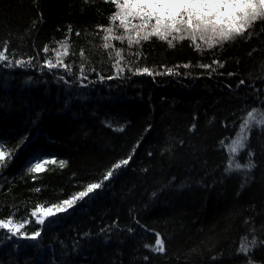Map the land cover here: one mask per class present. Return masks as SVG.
Segmentation results:
<instances>
[{
    "label": "trees",
    "instance_id": "obj_1",
    "mask_svg": "<svg viewBox=\"0 0 264 264\" xmlns=\"http://www.w3.org/2000/svg\"><path fill=\"white\" fill-rule=\"evenodd\" d=\"M115 11L104 0H0V50L6 41L10 61L31 60L0 64V141L14 153L0 167V218H26L21 231L41 233L0 229V264H248L237 251L243 237L257 241L252 264H264V128L254 126L235 157L247 164L251 151L255 167L225 171L242 118L264 109L262 25L223 48L157 37L130 46L110 22ZM100 26L125 39L105 49ZM66 38L70 71L50 70L45 61L56 63ZM144 68L153 75L136 73ZM36 157L67 164L28 173ZM97 182L67 212L35 223V206ZM156 233L164 254L145 247Z\"/></svg>",
    "mask_w": 264,
    "mask_h": 264
},
{
    "label": "snow or ice",
    "instance_id": "obj_2",
    "mask_svg": "<svg viewBox=\"0 0 264 264\" xmlns=\"http://www.w3.org/2000/svg\"><path fill=\"white\" fill-rule=\"evenodd\" d=\"M89 0H85L88 3ZM114 5L116 11L111 14L110 22L114 25L118 20V27L124 30L127 35L128 44L131 46L133 43L139 45L141 41H148L152 37H157L162 41H166L169 47H175L173 41H183L189 39L200 50V44L197 41L203 42L207 48L212 49L216 46L224 47L225 44L235 41L237 38L251 39L255 26L260 23L261 31H264V0H104ZM134 21L136 23H134ZM105 32L103 45L105 49L110 48L112 45L108 42L110 40L125 39L124 35H116L113 27L104 28L100 26ZM72 29L69 27L68 32L71 33ZM80 35L79 32L76 33ZM171 37V39H170ZM60 46L63 52H57V61L53 63L51 60H46L45 65L51 70L53 68L63 66L66 71H70V66L63 63L61 56H67L68 53V40L67 38L60 41ZM8 44L5 41L2 50H0V64L7 61L8 67L20 66L31 64V60L23 61L16 60L14 63L9 60L7 53ZM44 52H48V46L45 45ZM84 53L81 52V55ZM139 53H137L138 55ZM115 55L120 59L121 51L117 50ZM120 60H117L119 65ZM218 67H223L218 61H213ZM188 67V65H185ZM202 68H210L211 65L202 64ZM123 69L118 68V71ZM83 74V68H81ZM171 69L168 70L171 73ZM146 73L153 75L148 69H136V73ZM231 75V73H230ZM112 77H109L111 79ZM244 83L243 80L240 81ZM256 125L264 128V109L253 108L246 113L242 118L239 125V131L236 136L232 138L228 148V166L225 168L226 172L233 170V165L236 170L247 168L249 171L255 167L251 160L253 153L249 151L247 154L249 160L247 164L241 165L235 160V157L245 149L248 144L249 133ZM195 127V126H193ZM121 131L123 129H120ZM225 142L221 141L223 145ZM14 153L4 150L3 142L0 141V167H6L11 162ZM131 156L127 159H122L115 163L111 170L104 175V180L112 177L114 170L121 168V166L128 165ZM56 164L63 169L67 161L55 158L46 159L36 157L35 162H31L27 168L28 173H39L46 170V165ZM102 182L90 183L83 191L77 192L68 199L62 200L58 204H52L48 207L44 205H37L31 212V216L35 217V223L44 225L49 217L56 216L57 213L67 212L73 208L78 200L87 197L94 190L101 188ZM35 191H40L39 188ZM30 221L22 219L19 222L14 221L13 214L8 218H0V229H6L12 235L20 234L26 239L36 240L40 235V231L34 230L31 235L21 230ZM264 244V241L260 242ZM249 245L256 246V239L249 241L247 237L241 239L240 247L237 249L238 253L244 254L248 257V264H252L249 253L251 248ZM150 248L154 253L164 254L166 252L165 241L160 238V234H155L154 245H145ZM148 257H145L147 260Z\"/></svg>",
    "mask_w": 264,
    "mask_h": 264
},
{
    "label": "rangeland",
    "instance_id": "obj_3",
    "mask_svg": "<svg viewBox=\"0 0 264 264\" xmlns=\"http://www.w3.org/2000/svg\"><path fill=\"white\" fill-rule=\"evenodd\" d=\"M134 23H136V22L134 21ZM170 38H171V37H170ZM198 42H200V41H198ZM230 143H231V141L229 142V144H230ZM229 144H228V145H229ZM226 149H227V151H228V148H227V147H226ZM49 218H50V217H49Z\"/></svg>",
    "mask_w": 264,
    "mask_h": 264
}]
</instances>
